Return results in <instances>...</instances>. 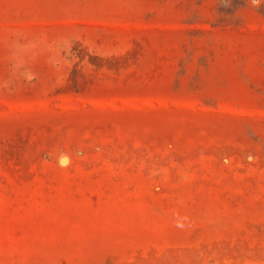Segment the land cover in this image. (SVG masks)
<instances>
[{"label":"rangeland","instance_id":"1","mask_svg":"<svg viewBox=\"0 0 264 264\" xmlns=\"http://www.w3.org/2000/svg\"><path fill=\"white\" fill-rule=\"evenodd\" d=\"M0 264H264V0H0Z\"/></svg>","mask_w":264,"mask_h":264}]
</instances>
